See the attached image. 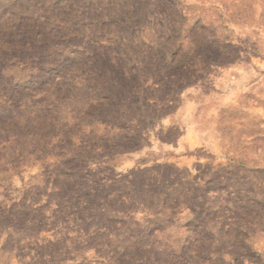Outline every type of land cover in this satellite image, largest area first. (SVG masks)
<instances>
[{
  "label": "rangeland",
  "instance_id": "rangeland-1",
  "mask_svg": "<svg viewBox=\"0 0 264 264\" xmlns=\"http://www.w3.org/2000/svg\"><path fill=\"white\" fill-rule=\"evenodd\" d=\"M0 264H264V0H0Z\"/></svg>",
  "mask_w": 264,
  "mask_h": 264
}]
</instances>
